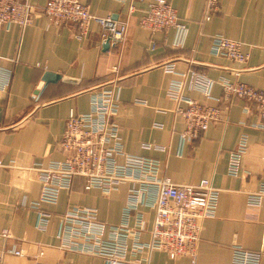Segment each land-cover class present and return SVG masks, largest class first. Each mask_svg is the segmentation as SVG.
<instances>
[{
    "label": "crops",
    "instance_id": "obj_1",
    "mask_svg": "<svg viewBox=\"0 0 264 264\" xmlns=\"http://www.w3.org/2000/svg\"><path fill=\"white\" fill-rule=\"evenodd\" d=\"M46 1L29 0L28 26L13 23L0 32V234L10 235L0 236V264H105L99 256L65 247L57 237L60 218L76 208H92L101 222L117 226L133 184L104 193L85 191L84 180L76 178L70 190L60 192L56 204H41L40 209L50 214L43 228L37 226L34 204L41 192L36 168L64 157L58 144L69 113L88 112L91 94L108 86L118 91L114 119L125 154L157 161L159 176L176 184L206 179L219 190L215 214L202 223L194 264H232L236 247L258 252L264 194L256 205L249 204V196L264 184V129L255 127L262 120L255 106L244 100L218 103L185 89V97L218 105L222 112L220 120L197 138L183 141L185 123L178 108L185 104L168 97V84L176 76L165 66H173L178 74L195 70L215 82L226 78L264 89V0H218L208 20L206 0H169L185 28L181 42L175 29L150 32L139 26L148 0H82L93 16L82 38L75 24L48 21L43 13ZM108 17L126 22L127 32L123 44L109 43L104 49L99 20ZM218 36L242 43L248 61L214 55L211 43ZM46 73L59 78L45 85ZM211 95L222 97L220 84L213 85ZM241 136H246L247 150L240 174L234 177L228 174V159ZM141 210L145 225L140 239L148 242L153 211ZM133 256L129 252L128 257ZM135 257L150 264H192L186 256L171 260L157 250ZM258 264H264V254Z\"/></svg>",
    "mask_w": 264,
    "mask_h": 264
},
{
    "label": "built area",
    "instance_id": "obj_2",
    "mask_svg": "<svg viewBox=\"0 0 264 264\" xmlns=\"http://www.w3.org/2000/svg\"><path fill=\"white\" fill-rule=\"evenodd\" d=\"M217 8L218 0H206L204 19L208 20ZM43 13L51 23L75 24L78 38L87 36L93 19L82 0H47ZM31 21L32 6L29 0H0V32L9 24L14 23L23 28ZM99 22L103 40L114 46L123 44L127 32L126 22H116L109 17ZM139 26L150 32L175 29L180 42L185 30L169 0H148V7L139 20ZM211 52L242 64L249 59V54L242 51V43L220 36L213 38ZM165 67L176 76L168 84V97L185 104L184 108H178L185 123V130L181 134L183 141L197 138L211 123L220 120L222 112L218 105L207 106L185 97V89L199 91L207 99L218 103L237 98L253 104L262 120L255 127L264 129V89L231 82L226 78L215 82L195 70L178 74L173 66ZM215 83L221 86V98H213L211 95ZM115 88L103 87L92 93L88 112L69 113L58 144L63 159L36 168L41 181L40 196L34 204L38 209L37 226L45 227L50 217L49 213L40 209L41 204H56L60 192L70 190L76 178L84 180L85 191L97 189L104 193L116 191L123 183H131L134 186L128 191L119 225L109 226L101 222L95 209L76 208L61 216L57 237L62 239L67 249L99 256L105 264H150L147 259L141 261L135 255L156 250L162 251L171 260L186 256L194 264L202 223L215 214L219 190L206 179L197 184H176L168 177L159 176L157 161L125 154L119 127L114 119L118 108V91ZM246 150V136H241L229 154L230 176L240 174L241 160ZM120 157L123 162L118 161ZM262 194L264 184L260 192L250 194L249 204H258ZM144 207L153 211L148 242L140 239L145 225L141 210ZM131 222L133 227H130ZM0 236L8 238L10 235L3 231ZM129 252L134 256L128 257ZM11 253L22 255L20 250H12ZM263 254L264 232L261 249L249 252L236 247L232 264H258Z\"/></svg>",
    "mask_w": 264,
    "mask_h": 264
},
{
    "label": "water",
    "instance_id": "obj_3",
    "mask_svg": "<svg viewBox=\"0 0 264 264\" xmlns=\"http://www.w3.org/2000/svg\"><path fill=\"white\" fill-rule=\"evenodd\" d=\"M103 47H104V49H107L109 47V41H106L103 44ZM58 78H59L58 75H53V74H50V73H46V74H44L42 80L44 81L45 85H47L49 83L55 82Z\"/></svg>",
    "mask_w": 264,
    "mask_h": 264
}]
</instances>
